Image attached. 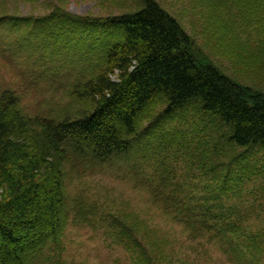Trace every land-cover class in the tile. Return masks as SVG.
<instances>
[{"label": "trees", "instance_id": "obj_1", "mask_svg": "<svg viewBox=\"0 0 264 264\" xmlns=\"http://www.w3.org/2000/svg\"><path fill=\"white\" fill-rule=\"evenodd\" d=\"M139 1L134 10L106 17L74 15L62 6L38 16L0 14V45L8 33L17 34V40L30 27L45 28L58 50L73 46L74 64L79 60L84 67L72 92L90 106L71 118L30 116L19 109L14 90L0 93V264H29L61 236L69 201L66 167L102 165L130 152L143 120L171 119L193 105L195 112L222 124L226 143L264 150V92L201 57L190 34L157 0ZM230 1L245 23L262 21L264 0ZM158 102L164 109L150 112ZM161 177L144 185L153 203L174 214L189 237L218 243L236 264L264 258V230L243 228L246 215L226 209L217 196L200 203L197 184ZM205 180L203 189L210 192ZM115 224L117 237L136 250L138 264H158L137 224L120 218ZM161 252L159 247L158 260Z\"/></svg>", "mask_w": 264, "mask_h": 264}, {"label": "rangeland", "instance_id": "obj_2", "mask_svg": "<svg viewBox=\"0 0 264 264\" xmlns=\"http://www.w3.org/2000/svg\"><path fill=\"white\" fill-rule=\"evenodd\" d=\"M157 1L190 34L201 57L239 83L264 92L263 12L262 21L249 25L230 0ZM55 6L74 15L106 17L134 10L140 1L0 0V14L38 16ZM45 31L25 28L17 40V34H7L0 45V93L14 90L19 109L30 116L75 117L90 108L72 92L84 63L77 60L80 66L75 65L73 46L58 50ZM161 105H151L149 111ZM168 117L152 124L149 119L139 122L130 152L112 161L66 167L65 228L29 264H138L136 250L124 237L118 238L116 218L138 225L158 264H236L218 243L189 237L174 214L153 203L144 182L161 181L163 175L175 182L190 181L198 186L194 192L200 203L217 196L214 199L226 209L247 216L243 228L264 230V150L226 143L222 124L195 112L193 105ZM205 179L213 187L210 192L203 189ZM148 235L161 248L160 260L159 247L149 242ZM257 264H264V258Z\"/></svg>", "mask_w": 264, "mask_h": 264}]
</instances>
